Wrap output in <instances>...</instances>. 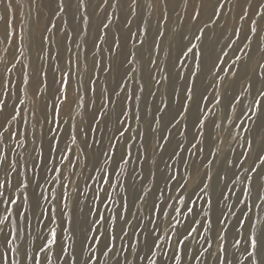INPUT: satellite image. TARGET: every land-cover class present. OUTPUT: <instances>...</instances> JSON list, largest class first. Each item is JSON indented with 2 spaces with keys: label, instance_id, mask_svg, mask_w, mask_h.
Segmentation results:
<instances>
[{
  "label": "rangeland",
  "instance_id": "1",
  "mask_svg": "<svg viewBox=\"0 0 264 264\" xmlns=\"http://www.w3.org/2000/svg\"><path fill=\"white\" fill-rule=\"evenodd\" d=\"M118 1L108 0L105 5L104 0H84V8L78 11V0H65L66 10L64 13H59L58 0H12L10 23L15 35L10 37V43L3 41L5 25L0 21V99L6 101L4 112L0 114V124H4L13 114L14 108L20 110V117L12 121L9 131L4 132L3 143L0 144V149L3 150L0 155H6L8 160L17 161L15 172L7 168V163L4 168H0V182L5 183L3 189L5 195L0 198V218L11 213L10 220L14 221L10 225H5V230L14 232L18 227L21 238L28 245V254L34 255L39 264H45V256L49 258L51 264H58L53 252L59 251V244L55 246L53 252H39L44 237L55 229L57 240L60 241L70 235L61 232L62 228L67 227L66 221L69 216L73 220L75 229L81 216L86 215L90 225L96 219L98 212L104 217L103 224L97 225L101 232L111 233L113 225L115 227L117 239L114 251L120 253L121 264H151L153 260L156 264H175L174 254L179 256L181 264H217L216 256L218 246L221 244L226 249V264L227 262L248 264L245 251L247 244L244 241L249 234V223L243 221L241 213L247 215L250 220H264V205H261L260 209L256 208L260 202L257 200L255 186L248 196L242 195V189H245L246 185L241 181L245 179L247 173L241 169L237 161L244 160L243 169H250L254 163H258L256 141L261 133L257 125H264V105L256 125L250 122L243 125L250 127L251 132L240 131L239 121H236V131L222 122L226 113L231 115L234 121L237 117L246 120V117L241 116L242 106L247 108L258 96L259 90L264 88V81L259 75L264 71L260 68V64L264 63V52L260 51L255 38L251 45V58L243 52L236 51L237 48H243L240 41H237L234 47H225V45H228L230 39H234L232 33L236 29L240 30L241 40L249 34L251 20L257 19L256 13L260 5L264 4V0L256 4L255 0L241 3L237 15L232 14L236 9L235 1H239L223 0L225 7L219 10L220 17L213 23V12L220 2L215 0L207 19L197 26L194 24L198 23L199 19L194 20V13H190V0H187V3L185 0H175L173 5L169 4L170 0H135V3L133 0H123L121 6L118 5ZM153 2L159 4L158 13L153 9ZM246 9L248 18L241 20L240 17ZM189 14L192 16V21L186 26ZM0 15L8 18L2 6H0ZM231 16H234L236 23L233 32L227 33L226 23ZM109 21V27L105 29L103 25ZM257 25L260 34H264V17L257 19ZM202 28L206 37L222 35V40L216 45L215 50L223 49L227 53L226 56H221L224 63L218 65V68L223 69L221 76L225 73L228 76L218 87L215 84L219 82L214 84V77L207 65L210 52L207 50V40L204 42L195 40V35ZM144 29H147L146 35ZM133 33L145 40L143 46L138 48L135 40L130 39ZM158 33H163V36H158ZM65 35L71 36V41H65ZM184 35L188 39L181 42V36ZM21 36L23 41L20 40ZM42 36L50 38L43 51L37 43ZM101 36L104 42L99 39ZM116 37H119L121 47L113 51L110 46ZM189 41L193 44L201 43L206 55L201 58V71L196 78L193 102L189 105L188 114L173 129L169 122L181 110L189 74L194 70L191 55L186 61L180 55ZM157 44L159 49L152 51ZM175 44H179L177 49H174ZM21 45L22 54L19 50ZM92 46L96 47L95 51ZM129 52L137 54L135 64L125 63ZM234 54L241 56V60L236 65L232 64L235 59ZM178 57L185 62L177 63ZM150 59L155 60L159 67L151 66ZM69 60L72 61L71 65L68 63ZM85 63H87L86 71L83 67ZM107 65L112 66L111 72L107 71ZM69 67L72 68L69 103L76 100L77 94L74 90L80 88L79 95L83 97L86 107L78 108L73 105L69 111L68 107L60 106V123L57 127L52 123L51 105L59 86L58 81ZM9 68L11 72L7 71ZM130 68L133 69L129 73L131 80H128L125 87L122 80H127L125 72ZM233 72L236 73L235 76L232 75ZM41 73H47L48 87L47 89L41 87L44 95L34 104L35 98L31 92L40 85ZM165 75H168L169 79L158 84L157 81L163 80ZM25 78L28 79L26 85L22 84ZM90 80L94 82L91 84L95 89L94 93L88 91ZM183 81L187 82L184 87H182ZM245 83L253 85L250 95L242 87ZM141 84L144 87L143 92L138 88ZM121 88L125 90L121 92ZM117 92H120L118 96ZM126 94H131L134 99L128 102L129 110L126 115L120 117L125 108ZM202 95L207 96V100L201 102ZM214 96L222 98L219 105L215 103ZM234 96L241 98L242 106L237 104L235 112L231 113L228 106ZM20 100L26 103L21 105ZM45 100L49 102L48 122L44 120L43 101ZM165 103L168 105L165 113L157 112V108L163 107ZM137 104L142 117L139 122L134 118ZM198 105L207 109L209 116L203 137L196 136L195 121ZM101 111L104 113L103 118L97 114ZM212 113L215 115H211ZM153 116L160 118V124L153 125L157 127L156 133H151L149 130ZM118 117L125 119L127 123L123 125L117 123ZM213 119L221 123L220 129L213 131L211 126ZM70 125L75 126L74 130ZM184 125L187 126V131L181 135ZM121 128L127 129L123 137L119 135ZM33 129L37 133L35 144L31 143ZM81 130L88 134L87 138L81 134ZM237 131L239 135H236ZM9 132H19V138L9 139ZM229 132H232V136L228 135ZM140 133L146 135L142 138ZM169 133H171L169 142L164 144L163 150H159L157 140L168 136ZM53 135L58 144L53 140ZM72 135L76 137L75 144ZM25 139L28 141L27 149L16 147ZM249 139L253 140L251 152L246 146V141ZM86 143L90 147L86 152H81ZM193 143H196V148L191 147ZM178 144H182V151L178 149ZM41 145L43 163L36 159L40 156ZM112 145L116 146L115 156H111L110 153L105 155ZM126 145L130 146L131 157H125L127 163H124L121 157L124 156ZM66 148H72L76 156H79V160L65 152ZM29 153L32 155L29 156ZM242 153L247 154L248 158L244 159ZM85 155L89 157L87 161ZM61 156H69L75 167L68 168L66 164L61 165L59 163ZM50 158H55V161ZM226 161H232L235 166L230 167ZM54 162L58 169L63 170L64 176L74 172L72 182L66 191L68 208L64 209L66 214L63 218L60 215L61 188L59 184L52 183L54 176L49 171ZM97 168L108 173L114 172L111 177V189L107 184L100 182L99 176L94 172ZM25 175L28 178V187L26 189L22 185L17 187ZM206 176H210L211 180H207ZM117 180L120 181L119 184ZM252 180L256 185L255 174ZM37 183L40 185L39 189ZM205 183L208 184V188L202 190ZM77 187L79 192L76 191ZM41 191L46 197L54 195L55 199L41 200L42 207L37 208L35 204ZM106 192L109 198L105 197ZM13 193L20 197L27 196L28 200L21 199L16 204H5L4 200ZM209 198H211V207L205 202ZM180 200L184 203H180ZM238 200L242 202L238 203ZM244 202L251 206V212L245 209ZM185 206L194 208L195 212L189 214ZM50 208L54 209L51 215L55 217V221L49 223L46 218L41 221L39 219L41 211L48 213ZM173 209L176 211L173 212ZM229 209L233 211L230 212ZM161 210L167 214L168 219L175 216L174 228L165 226L167 220L161 219L159 215ZM17 211L22 213L19 219L16 217ZM257 211H259L258 217L255 215ZM221 213L227 217L223 224L220 222ZM205 214H209L212 221L211 228L207 232L204 231V228L208 227L204 220ZM193 220L197 223L194 224ZM176 221L179 223L177 224ZM238 221L243 223L242 228L239 227ZM156 224H160L163 231L169 235H161L158 241L160 248L153 249L154 254H149L142 241ZM189 226L196 228V232L185 241L183 252L180 253L176 249V237L183 238ZM256 226L261 227L259 223ZM221 229L226 231L222 232ZM157 231L159 232L160 229ZM219 235H224L225 240L220 241ZM74 237V242L72 240L64 242L71 244L75 249L77 264H83L88 255L87 246L81 250L84 234L78 236L75 231ZM205 239L211 243V248H208ZM138 240L141 242L137 243ZM237 240L241 242L234 247ZM165 241L168 242V246L165 245ZM11 247H6L4 238L0 237V254L9 255L8 264H11L13 256L20 261V264H34V261H25L23 245L19 254L12 253ZM205 248L208 250L205 251ZM102 250L103 244L100 245L99 251ZM63 259L62 257L61 260ZM106 259L107 264H115V257L111 254L108 258L101 257L100 264H105ZM0 264H4L2 259Z\"/></svg>",
  "mask_w": 264,
  "mask_h": 264
},
{
  "label": "snow or ice",
  "instance_id": "2",
  "mask_svg": "<svg viewBox=\"0 0 264 264\" xmlns=\"http://www.w3.org/2000/svg\"><path fill=\"white\" fill-rule=\"evenodd\" d=\"M108 0H104V4L107 5ZM133 3H135V0H133ZM185 3H187V0H185ZM0 6H2L6 12H7V16L8 18L6 19L5 15H0V21L4 22L5 25V35L3 37V41L5 43H10V37L12 35H15V32L12 30L11 28V23H10V18H11V14H12V8H13V4H12V0H0ZM70 6V3H69ZM57 7L59 10V13H64L66 10V4H65V0H58L57 3ZM225 7V4L223 2V0H220V2L216 5V10L213 12V23L215 22V20H218L220 17V9H223ZM249 8L251 7V4L249 3ZM82 8H84V0H78V6H77V10L80 11ZM133 11H135V9H133ZM257 19L260 17H264V4H261L257 13H256ZM200 17V12L199 10L195 11L194 15H193V19L197 20ZM248 18V10L246 9L243 14L241 15L240 19L241 20H245ZM257 19H253L251 20L250 26H249V34L244 36V39L241 40V35H240V30L236 29L232 35L234 37V39H230L228 45H225V47L228 46H235L237 41H240L241 44H243V48H237L236 51L237 52H243L245 55H249L250 57V53H251V45L253 43V38L256 39L257 41V45L260 49L261 52H264V34H260V30L258 28L257 25ZM110 21L109 23H106L103 25V27L105 29H107L109 27ZM53 27H55V25H53ZM207 27V25L205 26ZM144 34H147V29H144ZM106 35V33L104 34ZM158 36H163V33H158ZM222 38V35L220 36H214V37H206L205 36V32L204 29H200L198 31V33L195 35V40L198 42H204L205 40H207V50L210 52H215V48L216 45L219 43V40ZM49 37L48 36H42L40 38V40L37 42L38 46L40 47L41 51H43L44 46L48 43L49 41ZM72 37L65 35V41H71ZM101 40V42H104V38L103 36H101L99 38ZM130 39H134L136 42L137 47L139 48L140 46H143L145 44V40L141 39L140 36L136 33H133L132 36L130 37ZM188 37L186 35L181 36V42L183 40H187ZM20 40L23 41V37H20ZM121 47L120 43H119V37H116V39L113 41L112 45L110 46L111 50H116L119 49ZM159 49V45H155L152 51H156ZM21 54L23 52V47L21 45L20 49ZM149 55H151V52L149 53ZM181 56H183L186 59L188 58L189 55H191V58L194 61V70L190 72L189 74V81H188V86L185 89V93H184V102L182 103V107L181 110L172 117L171 121L169 122L171 127L173 129L176 128V125L180 123V120L186 116L188 114L189 111V105L193 102V95H194V87H195V83H196V78L198 77V75L200 74L201 71V63L202 60L201 58L205 57L206 55V51L205 49L201 46V43H196L193 44L191 41H189V43L187 45L184 46V48L182 49ZM226 56L227 53H225L223 51V49L220 50L219 53H216V59L214 61H212V68L210 69V73L213 75L214 77V84L215 82H219V84H215V86H220V84H223V82L225 81V79L227 78L228 74L225 73L223 76L220 75L221 72H223L222 68H218V65H221L224 63L223 60H221V56ZM235 55V54H234ZM241 60V56L240 55H235V59L232 61L233 65H236V63L238 61ZM185 61H181L178 57L177 59V63H184ZM137 62V54L135 52H129L128 54V59L125 61V63L127 64H135ZM69 65L72 64V61L69 60ZM149 64L151 66H153L154 68H158L159 66L157 65V62L155 60H149ZM13 67H15V65H13ZM84 70H87V63H85L83 65ZM107 71L111 72L112 71V66L111 65H107ZM260 68L264 69V63L260 64ZM133 69H128V71L125 72V77H127V80H122V83L126 84L128 82V80H131V77L129 75V73L132 71ZM161 71H163L164 69H160ZM8 72H11V68H9L7 70ZM71 75H72V68L69 67V70L65 73H63L58 81V87L56 89V93L53 97V103L51 105L52 107V114H53V119H52V123L56 124L57 127L60 123V106H65L69 108V111H71L73 105L75 107L78 108H84L86 107V105L84 104V100L83 97L79 95L80 93V88H76L74 91L76 92L77 96H76V100L72 101V103H69L70 100V87H71ZM233 76L236 75L235 72L232 73ZM260 78L262 81H264V71H262L260 74ZM151 76V73H150ZM41 81H40V85L37 87L36 92L33 93L35 99L33 101V103H37L40 98L44 95L43 92H41V87L44 89H47L48 85L46 82V77H47V73H41ZM169 79L168 75H165L163 77V80L157 81V83H163L165 81H167ZM28 83V79L25 78L22 80V84L26 85ZM94 83L90 80V87L88 89L89 92L94 93L95 89L94 87L91 86V84ZM242 87L244 88L245 92L250 95L251 94V89L253 87L252 84L250 83H245L242 85ZM139 91L143 92L144 91V87L143 85H139L138 86ZM124 88H121L120 91H124ZM106 91V89H105ZM120 94V92H117L116 95L118 96ZM5 95H7V93H5ZM154 95V93H153ZM134 99V97L131 94H126L125 95V108L124 110H122L120 117H123L126 115L127 111L129 110L128 108V102L132 101ZM135 99H139V97H135ZM213 99L215 100V103L217 105H219L221 103V99L222 98H218L216 96L213 97ZM207 100V96H203L202 95V101ZM111 102V101H109ZM19 103L21 105H24L26 103V101L24 100H20ZM90 103H94V102H90ZM237 104H241L242 106V100L241 98H239V96H234L232 101L229 103V112L234 113L236 110V105ZM5 105H6V101L4 99H0V114H2L4 112L5 109ZM262 105H264V88H261L259 90L258 96L256 98H254L253 102L250 103L247 108H243L242 106V111H241V116L246 117V120H241L239 117L236 118V120L234 121L232 116L229 114H225L224 116V120L222 123L228 124L232 127L233 131H236L237 129V123L236 121H239V125L240 127V131H243L245 133L251 132L252 129L250 127H243V125H245L246 123L252 124V125H256L257 124V119L261 116L262 114ZM49 106V102L47 100L43 101V110H44V120L45 122H48V118H47V109ZM168 108V105L165 103L163 105V107H159L157 108V112L164 114L165 110ZM150 111V110H149ZM208 110L205 108H200L199 105L197 106V114H196V121H195V127L197 129L196 131V136L197 137H203L204 135V129L207 125V123L209 122V116H208ZM101 118H103L104 113L101 111L99 113H97ZM34 115V113H33ZM211 115H215V113H212ZM20 117V110L18 108H14L13 109V114L7 119L5 120L4 124H0V144L3 143L4 141V132H8L9 131V127L12 124V121L17 120V118ZM120 117L117 118V123L119 124H126L127 121L125 119H121ZM134 118L137 122L141 121L142 117L140 116V108L139 105H135V110H134ZM160 124V118L153 116L152 121L149 124V130L151 133H156L157 132V127L153 126V125H159ZM211 126L213 131H215L216 129H220L221 128V123H218L217 120L213 119L211 120ZM74 125H70V128L74 130ZM258 129H260V135L258 136V139L256 141V149H257V160L258 163H254V165L250 168V169H243V164H244V160H238L237 164L241 167V169L243 171H245L247 173L245 179L243 181H241V183L246 185L245 189H242V195L243 196H248L249 193L251 192L252 188L255 186L257 188V200L260 202L259 204L256 205L257 209H260L261 205H264V125H257ZM183 131L180 132L181 135H184V132L187 131V126L184 125L182 126ZM51 131V129H50ZM94 131V130H91ZM127 132L126 128H121L119 130V135L120 137H123L125 135V133ZM81 134L83 136H85L87 138V133H83V130H81ZM19 132H9V139H18L19 138ZM146 134L145 133H140V136L143 138ZM229 136H232V132L228 133ZM236 135H239V132H236ZM36 130L33 129L32 130V141L31 143L35 144L36 142ZM170 136L171 133H169L168 136L165 137H161L160 140H157V147L159 150H163L164 148V144L168 143L170 140ZM72 140H73V144H75L76 142V137L75 135L71 136ZM219 139V137H217V140ZM53 140L58 144L59 142L56 141L55 135H53ZM161 140L163 141V143H161ZM27 144L28 141L27 139H25V141L19 143L16 145V147H24L25 149H27ZM196 143L192 144V148H196ZM246 146L248 148V151L251 152L253 150V140L249 139L246 141ZM90 147V145H88L87 143L85 144V147L81 149V152H86L87 148ZM178 149L179 150H183V146L182 144H178ZM115 145H112V147L109 149L108 153H105V155H108L109 153L111 154V156H115ZM130 146L126 145L125 146V153L124 156L121 157V161L124 163H127V160H125V157H131V153L129 151ZM55 150V149H53ZM3 150L0 149V152H2ZM35 151V149H34ZM65 152L69 153L70 156H74L75 159L79 160V156H76V154L74 153L72 148H66L64 150ZM174 154H178V153H174ZM29 156H31L32 154L29 153ZM213 155H215V153H213ZM242 156H244V159H247L248 156L247 154L242 153ZM43 157V152H42V145H41V152H40V156L36 157L37 160H39L41 163H43L42 160ZM85 160L87 161L89 159V157L87 155H85ZM53 161H55V158H50ZM7 163V168L10 169L12 172L17 171V161L15 159L13 160H8L6 155H0V168H4L5 164ZM59 163L61 165H65L68 168H74L75 166L72 163V160L69 158V156H61ZM105 163H107V161H105ZM209 163H211V161H209ZM226 163L230 166V167H234L235 165H233L232 161H226ZM119 166V165H117ZM33 167H35V165H33ZM53 176L54 179L52 181L53 184H59L60 188H61V204H62V210H61V217L63 218L65 216V211L64 209L68 208V196L66 195V191L67 188L69 186V184H71V178L74 175V172H70L68 176H64L63 175V170L62 169H58L56 167L55 162L53 163L52 168L49 170ZM94 172L99 176L100 182L107 184L108 188L111 189L112 188V181H111V177L114 174V172L112 173H108V172H104L101 169H94ZM25 173H27V167H25ZM257 176V184L254 185L253 184V180L252 177L253 175ZM107 177V178H106ZM27 175H25L24 179H22L19 183V185L17 187H20L21 185L26 189L28 187V183H27ZM89 179H91V176L89 177ZM207 180H211L210 176H206ZM221 179H226V177H221ZM10 183V181L8 182ZM120 181L117 180V184H119ZM186 187V184L184 185ZM5 187V183L4 182H0V198H3L5 193L3 191ZM40 188L39 183H37V189ZM208 188V184H204L203 185V189L202 190H206ZM77 192H79V188L77 187L76 189ZM232 191V190H229ZM105 197H108L107 192L105 193ZM21 199H23L24 201L28 200L27 196H16L15 193H13L12 196L8 197L6 200H4L5 204H16L18 203ZM52 199L54 200L55 197L54 195H50L48 197L44 196L43 192H40L39 198L36 200V204L35 206L37 208L42 207V205L40 204L41 200H49ZM179 199V198H178ZM209 207H211V198H209L208 200L205 201ZM238 203H241L242 201L238 200ZM93 203H95V201H93ZM180 203H184L183 200H180ZM167 206V205H166ZM244 206L245 209L249 212L252 211L251 206H249L246 202H244ZM123 207V206H122ZM186 211L189 214H193L195 212L194 208H189L187 206H185ZM54 209L50 208L48 210V213H45L44 211H41L40 213V220L43 221L45 218L48 220L49 223H52L55 221V217L53 215H51V212H53ZM153 211H156V206H153ZM176 209H173V212H175ZM229 211H233L232 209H229ZM5 212H7V208H5ZM22 213L20 211H17L16 213V217L17 219H19L21 217ZM89 215H91V212L89 213ZM161 219H166L167 220V224L165 225L166 227L172 229L174 228L173 225V221L176 219L175 216H173L171 219L167 218V214L164 213L162 210L159 213ZM257 217L259 216V211L256 212L255 214ZM10 216L11 213H8L6 215H3L2 218H0V237L4 238V243L5 246H12L11 247V251L12 253L15 254H19L23 245V252H24V256H25V261H34V264H39V261L36 260V257L34 255H29L28 254V245L26 243V241H24L21 236H20V230L17 227L16 230L14 232H6L5 230V225H10L12 223H14V221L10 220ZM241 217L243 218L244 222H248L249 223V234L246 238V240L244 241L247 244V247L245 249V251L247 252V259H248V264H264V220H258V219H249V217L247 215H245L244 213H241ZM114 219V218H111ZM227 217L224 216V213H221V224L226 222ZM205 223L208 225V227L204 228V231L207 232L210 230L211 228V219L209 218V214H205L204 217ZM104 221V217L101 216L98 212L96 213V219L93 220L91 222L90 225H88L87 229H81V231L84 234V240L81 243V250H83V248L85 246L88 247V255L87 258L84 259L83 264H100V259L101 257H105L108 258L109 254H111V256L115 257V264H121V256L120 253L115 252L114 249L116 247L115 241L117 239L116 235H115V227L113 225L112 231L111 233H104L101 232L99 230V227L97 225H102ZM85 224H88L87 219H85ZM176 223L178 224L179 221H176ZM193 223H197L196 220H193ZM257 223H259L261 225L260 228H257ZM67 227L66 228H62L61 232H67L70 233V235L63 237L60 241L57 240V232L55 229H52L50 231V233L44 237L43 243L40 245L39 247V252L41 253H48V252H53V249L55 248V246H57V244H59V251L57 252H53V254L57 257V261L58 264H77V258H76V252L75 249L72 247L71 244H65V240H72L74 242L75 237H74V232L75 229L73 228V220L71 218V216L68 217L67 221H66ZM125 224H127V221H125ZM239 227H243V223L239 222ZM26 227H30L28 225H26ZM201 227H203V225H201ZM157 229H160V231L158 232ZM123 231V229H122ZM222 232H225L226 229H221ZM196 232V228L189 226V229L187 230V234H185L183 236V238H180L179 236L176 237V249L178 252L182 253L183 252V246L185 244V241H187L189 239V237L192 235V233ZM239 234V233H238ZM124 235H126V233H124ZM161 235L164 236H168L169 233L164 232L163 228L161 227L160 224H156L155 227H153L151 229V231L148 233L147 236H145L143 238V245L145 248L148 249V253L149 254H154L153 253V249H159L160 248V244L158 243V241H160L161 239ZM218 239L220 241H224L225 240V236L224 235H219ZM17 241H20V243H16ZM141 241H137V243H140ZM205 242L208 245V248H211V243L208 242L205 239ZM241 241L237 240L236 244L234 245V247H236L237 245H239ZM103 244V250L99 251L100 249V245ZM14 245V246H13ZM165 245L168 246V242L165 241ZM208 248H205V251L208 250ZM99 251V254H97V252ZM163 254V253H162ZM64 258L63 260H61V258ZM146 258V257H145ZM0 259L3 260L4 264H8L9 262V255L7 253H3L0 254ZM173 259L175 260V264H181L180 258L177 255H173ZM216 260H217V264H226V249L223 246V244L218 246V252H217V256H216ZM11 264H20V261L18 259L15 258V256H13L11 258ZM45 264H51L49 258L47 256H45ZM105 264H107V259L105 260ZM151 264H156V262L153 260L151 261ZM227 264H230V262H227Z\"/></svg>",
  "mask_w": 264,
  "mask_h": 264
},
{
  "label": "bare ground",
  "instance_id": "3",
  "mask_svg": "<svg viewBox=\"0 0 264 264\" xmlns=\"http://www.w3.org/2000/svg\"><path fill=\"white\" fill-rule=\"evenodd\" d=\"M110 1H113V0H110ZM124 1L123 0H119L117 3H118L119 6H121L124 3ZM238 1L239 2L235 1L236 2L235 3L236 9H235V13H233L232 15H237L236 13L239 12L240 4L246 2L247 0H238ZM261 1H263V0H255L254 2L256 4L257 2H261ZM153 3H154V8L153 9H154L155 13H158L159 12V4H157L156 2H153ZM174 3H175V0H170V2H169L170 5H173ZM214 3H215V0H190V3H189L190 11H191L190 13L191 14L195 13V11H197V10H199V12H200L199 22L195 23L194 24L195 26L201 25L200 23L207 19V17L209 16V14H210L213 6H214ZM187 19H188V23L186 24V26L189 25L190 21H192V16L189 14ZM235 23H236V19L234 18V16H231L227 20V23H226V28H227L226 32L227 33L233 32ZM123 37H124V35H123ZM221 40H222V38L219 40V42H221ZM57 45H58V43H57ZM178 47H179V44H175L174 49H177ZM92 48H93V51L96 50L95 46H92ZM219 52H220L219 50H215V52H209V55L207 57V65L209 66L210 69L212 68V61H214L216 59V53H219ZM186 83L187 82L183 81L182 87L186 86ZM35 92H36V90L33 88L32 92H31L33 97H34L33 93H35ZM192 118H193V116H192ZM28 196L30 197V194ZM85 219H87L86 215L81 216L79 222L77 223V225L75 227V231H76V234L78 236L83 235V232L81 231L82 228L86 230L87 227H88V224L84 223ZM87 221H88V219H87Z\"/></svg>",
  "mask_w": 264,
  "mask_h": 264
}]
</instances>
